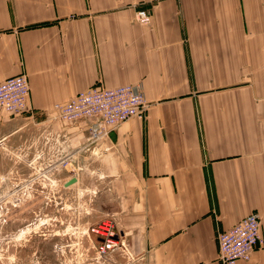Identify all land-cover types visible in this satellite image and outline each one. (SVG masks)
<instances>
[{
    "label": "crops",
    "instance_id": "crops-1",
    "mask_svg": "<svg viewBox=\"0 0 264 264\" xmlns=\"http://www.w3.org/2000/svg\"><path fill=\"white\" fill-rule=\"evenodd\" d=\"M20 73L29 108L0 110V150L34 137L12 141L30 118L82 145L90 121L48 115L94 85L142 82L150 103L65 172L77 185L99 177L83 226L113 217L128 249L86 250L85 264H223L218 234L253 211L264 235V0H0V82ZM234 264H264V246Z\"/></svg>",
    "mask_w": 264,
    "mask_h": 264
},
{
    "label": "built area",
    "instance_id": "built-area-1",
    "mask_svg": "<svg viewBox=\"0 0 264 264\" xmlns=\"http://www.w3.org/2000/svg\"><path fill=\"white\" fill-rule=\"evenodd\" d=\"M135 20L142 25H150L152 12L146 7H139L135 12ZM29 96L30 83L25 73L11 75L0 82L1 111L24 113L29 108ZM149 105L142 82L124 83L113 87L94 85L80 90L67 102L55 103V112L49 113V118L65 120L71 124L90 121L88 137L82 145L73 147L69 134L45 126L41 133L22 142L14 154L22 158L28 166L39 164V158L46 150L52 151L55 157L46 169L40 166L35 173L29 172L26 177L17 181L16 187L10 190L11 193L20 195V190L34 186L36 182L45 186L47 181L43 183L40 180H50L55 185L62 181L64 184L66 180L59 178V172L69 169L67 165L74 163L75 157L77 159L81 151L98 154L99 142L109 137L114 126L131 117H146ZM31 149H35L34 158H29ZM73 173L79 179L76 171ZM83 227V233L90 238L89 242L99 257L120 247L128 251L124 240L119 236L113 217ZM94 235L97 236L96 241ZM218 243L219 260L223 264L250 259L256 248L264 246L260 215L255 211L250 212L232 227L221 231L218 234Z\"/></svg>",
    "mask_w": 264,
    "mask_h": 264
},
{
    "label": "rangeland",
    "instance_id": "rangeland-1",
    "mask_svg": "<svg viewBox=\"0 0 264 264\" xmlns=\"http://www.w3.org/2000/svg\"><path fill=\"white\" fill-rule=\"evenodd\" d=\"M31 119L35 120L33 128L24 134V138L19 135L17 139H13L14 143L17 142L15 144L26 136L41 133L44 130L43 124L48 121V118L45 121L42 118ZM6 132L7 130L0 128V137L5 136ZM15 146H6L0 150V264H85L86 250L94 247L83 236L86 234L83 233L82 226L90 220L86 221L83 215L89 209H100L97 206L99 198L96 196L100 191L99 177L97 185L82 180L70 188L62 181L55 185L50 180H40L43 183L47 181L45 186L36 182L34 186L20 190V195L12 194L10 190L16 187L17 181L26 177L29 172L35 173L40 166L46 169L55 157L52 151L46 150L39 158L40 163L31 167L22 158L15 156ZM34 155L35 149H31L29 158H34ZM73 165L69 163L67 168H72ZM65 172L66 170L59 172V178L64 179ZM60 210H75L80 214L70 220V217L60 215ZM70 223L73 227H68L69 234L64 239L54 235L60 233L61 226ZM31 234L35 235L34 247L38 246V251L27 245V238ZM93 238L96 241L95 235Z\"/></svg>",
    "mask_w": 264,
    "mask_h": 264
},
{
    "label": "water",
    "instance_id": "water-1",
    "mask_svg": "<svg viewBox=\"0 0 264 264\" xmlns=\"http://www.w3.org/2000/svg\"><path fill=\"white\" fill-rule=\"evenodd\" d=\"M77 181H78V177L77 176H73V177H71L69 180H67L65 182V185H71L72 183H75Z\"/></svg>",
    "mask_w": 264,
    "mask_h": 264
},
{
    "label": "bare ground",
    "instance_id": "bare-ground-1",
    "mask_svg": "<svg viewBox=\"0 0 264 264\" xmlns=\"http://www.w3.org/2000/svg\"><path fill=\"white\" fill-rule=\"evenodd\" d=\"M74 184V183H73Z\"/></svg>",
    "mask_w": 264,
    "mask_h": 264
}]
</instances>
